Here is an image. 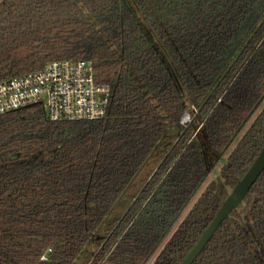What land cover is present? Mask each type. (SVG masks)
Here are the masks:
<instances>
[{
    "label": "trees",
    "instance_id": "16d2710c",
    "mask_svg": "<svg viewBox=\"0 0 264 264\" xmlns=\"http://www.w3.org/2000/svg\"><path fill=\"white\" fill-rule=\"evenodd\" d=\"M79 60L103 118L0 116V264H180L264 147V0H0V83ZM192 264H264V171Z\"/></svg>",
    "mask_w": 264,
    "mask_h": 264
},
{
    "label": "built area",
    "instance_id": "2783aa9c",
    "mask_svg": "<svg viewBox=\"0 0 264 264\" xmlns=\"http://www.w3.org/2000/svg\"><path fill=\"white\" fill-rule=\"evenodd\" d=\"M109 96L108 86L96 84L91 62H51L38 72L0 83V116L42 106L53 122L96 121L105 116Z\"/></svg>",
    "mask_w": 264,
    "mask_h": 264
},
{
    "label": "water",
    "instance_id": "95a60500",
    "mask_svg": "<svg viewBox=\"0 0 264 264\" xmlns=\"http://www.w3.org/2000/svg\"><path fill=\"white\" fill-rule=\"evenodd\" d=\"M264 171V147L260 150L258 156L237 182L227 198L222 202L220 208L215 213L212 221L202 232L193 248L188 252L180 264H192L200 255L205 246L211 240L219 226L230 216L233 210L237 209L244 201L251 187Z\"/></svg>",
    "mask_w": 264,
    "mask_h": 264
},
{
    "label": "rangeland",
    "instance_id": "374dc122",
    "mask_svg": "<svg viewBox=\"0 0 264 264\" xmlns=\"http://www.w3.org/2000/svg\"><path fill=\"white\" fill-rule=\"evenodd\" d=\"M263 106H264V102H263V104H261L260 107L257 109V111H256V113H255V115H254V117L259 113V111L262 109ZM188 116H189L188 114H185V115L183 116V118H182V125H183L184 127H186V126L189 124V121L191 120V119H190V116H189V118H188ZM224 159H225V158H222V159L220 160L218 166H217L216 168H214V170L211 172L209 179L204 183V185L199 189V191L196 193V195H195V196L192 198V200L189 202L187 208H186V209L184 210V212H183L182 218L185 217V215L188 213V211L192 208V206H193L194 203L197 201V199L200 197L201 193H202L203 190L206 188V186L208 185V183H209L211 180L215 179V177L217 176V173H218V171H219L220 166H221V165L224 163V161H225ZM88 251L91 252L92 250L90 249V250H88ZM86 259H87V258L80 259V260L78 261V264H83L84 261H87Z\"/></svg>",
    "mask_w": 264,
    "mask_h": 264
}]
</instances>
